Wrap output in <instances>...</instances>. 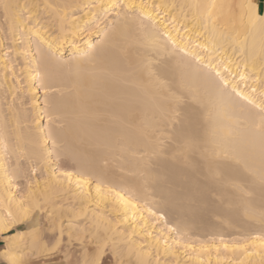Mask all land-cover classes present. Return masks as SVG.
Masks as SVG:
<instances>
[{"label":"bare ground","instance_id":"6f19581e","mask_svg":"<svg viewBox=\"0 0 264 264\" xmlns=\"http://www.w3.org/2000/svg\"><path fill=\"white\" fill-rule=\"evenodd\" d=\"M56 228L79 264H264L256 0H0L5 258Z\"/></svg>","mask_w":264,"mask_h":264},{"label":"rangeland","instance_id":"374dc122","mask_svg":"<svg viewBox=\"0 0 264 264\" xmlns=\"http://www.w3.org/2000/svg\"><path fill=\"white\" fill-rule=\"evenodd\" d=\"M20 78L22 79L23 76ZM25 100L27 101V99H25ZM27 108H29V106H27ZM46 224H47L46 226H48V222ZM50 231L51 230L46 231V234L52 243L57 244L58 254L56 255L55 258H52L48 263L49 264H79L80 259L82 258L83 251H84V249H83L84 246H86L87 244H89V245L91 244V240H89L88 234L87 233H86V235L80 234L81 237H80V235H78L80 237V239H82V237H83V239L81 241L78 236H75V238H73V236H69L70 233H68V232H65L68 235L64 233L62 238L60 239V237H59L60 235H58L59 231L57 228L52 229V231H51L52 233ZM58 237L61 241H59ZM76 237L78 238V240L76 239ZM95 246L96 245H93V244H91L89 246V248H90V250H92V252H94L97 249V248L95 249ZM40 260L42 261V259H40ZM103 264H114L112 256L110 255L109 251L106 253Z\"/></svg>","mask_w":264,"mask_h":264},{"label":"crops","instance_id":"0c3cea01","mask_svg":"<svg viewBox=\"0 0 264 264\" xmlns=\"http://www.w3.org/2000/svg\"><path fill=\"white\" fill-rule=\"evenodd\" d=\"M258 4V11L263 12L264 10V0H256ZM261 3V4H260ZM261 6V7H260ZM261 8V9H260ZM8 236L5 234H0V264H13L4 256V251L7 248V239ZM50 260H40V259H30L19 264H49Z\"/></svg>","mask_w":264,"mask_h":264}]
</instances>
